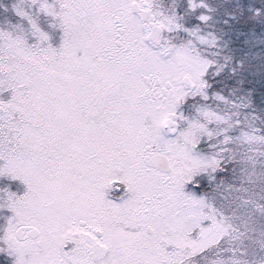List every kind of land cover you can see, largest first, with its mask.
Here are the masks:
<instances>
[{
    "label": "snow or ice",
    "instance_id": "1",
    "mask_svg": "<svg viewBox=\"0 0 264 264\" xmlns=\"http://www.w3.org/2000/svg\"><path fill=\"white\" fill-rule=\"evenodd\" d=\"M0 264H264V0H0Z\"/></svg>",
    "mask_w": 264,
    "mask_h": 264
}]
</instances>
